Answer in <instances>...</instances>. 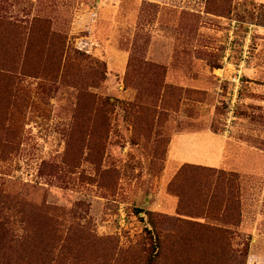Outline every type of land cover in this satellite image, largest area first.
Listing matches in <instances>:
<instances>
[{
    "label": "rangeland",
    "instance_id": "374dc122",
    "mask_svg": "<svg viewBox=\"0 0 264 264\" xmlns=\"http://www.w3.org/2000/svg\"><path fill=\"white\" fill-rule=\"evenodd\" d=\"M146 230L264 264V0H0V264H144Z\"/></svg>",
    "mask_w": 264,
    "mask_h": 264
},
{
    "label": "trees",
    "instance_id": "16d2710c",
    "mask_svg": "<svg viewBox=\"0 0 264 264\" xmlns=\"http://www.w3.org/2000/svg\"><path fill=\"white\" fill-rule=\"evenodd\" d=\"M149 249L144 264H157L160 255V239L157 233L146 230ZM6 260V259H5ZM8 264V263H7Z\"/></svg>",
    "mask_w": 264,
    "mask_h": 264
}]
</instances>
